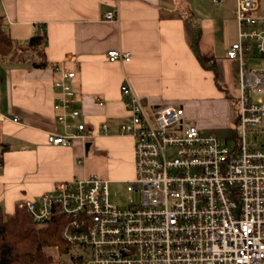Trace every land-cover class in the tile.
I'll return each mask as SVG.
<instances>
[{"label":"crops","instance_id":"0c3cea01","mask_svg":"<svg viewBox=\"0 0 264 264\" xmlns=\"http://www.w3.org/2000/svg\"><path fill=\"white\" fill-rule=\"evenodd\" d=\"M235 7L236 0H0L4 30L17 50L0 58V144L11 148L0 168L4 212L13 215L18 202L36 200L60 182L95 175L125 186L134 178L133 142L118 134L129 115L120 90L125 79L146 111L182 107L202 136L219 138L227 101L214 70L199 60L214 64L224 86L225 54L237 42ZM111 12L115 21L105 19ZM42 31L47 67L38 69L32 67L37 55L18 49ZM109 51L129 53L131 60L111 63ZM57 65L76 74L73 107L91 134L70 147L47 143L49 133L63 135L53 109ZM102 124L111 135L102 133Z\"/></svg>","mask_w":264,"mask_h":264},{"label":"built area","instance_id":"2783aa9c","mask_svg":"<svg viewBox=\"0 0 264 264\" xmlns=\"http://www.w3.org/2000/svg\"><path fill=\"white\" fill-rule=\"evenodd\" d=\"M219 4L223 0H210ZM107 21H115L114 12ZM237 42L225 54L238 65L236 137L231 147L185 124L182 107L145 110L128 81L121 96L129 113L118 134L133 142L134 178L127 203L109 200V182L95 175L60 182L36 200L18 202L34 224L60 222L69 246L61 264H264V10L260 0H236ZM109 62L129 53L109 51ZM260 61L259 68L251 63ZM53 109L70 147L91 134L73 107V71L53 67ZM99 103V106H102ZM19 123L18 118L12 120ZM111 135L106 124L100 127ZM72 130L74 132H72Z\"/></svg>","mask_w":264,"mask_h":264},{"label":"trees","instance_id":"16d2710c","mask_svg":"<svg viewBox=\"0 0 264 264\" xmlns=\"http://www.w3.org/2000/svg\"><path fill=\"white\" fill-rule=\"evenodd\" d=\"M5 18L0 16V58H9L17 50L12 37L4 30ZM46 35L42 31L29 39L26 47L18 52H33L38 57V62L32 67L42 69L47 67L44 47ZM203 67L204 62L200 61ZM214 70V68H213ZM214 80L218 90L224 91L219 84V77L214 70ZM1 81V68H0ZM8 144H0V168L3 166V156L10 151ZM57 247L60 254L67 253L69 246L61 238L60 222L53 220L44 225L34 224L26 211L15 209L12 216L6 217L0 207V264H55L56 258L51 255L50 248Z\"/></svg>","mask_w":264,"mask_h":264},{"label":"rangeland","instance_id":"374dc122","mask_svg":"<svg viewBox=\"0 0 264 264\" xmlns=\"http://www.w3.org/2000/svg\"><path fill=\"white\" fill-rule=\"evenodd\" d=\"M200 65H201V63H200ZM206 66H210L209 63H206ZM212 66H213L214 70L215 69L217 70V68L214 66V64ZM260 66H261L260 61H255L254 63H251V68H259ZM201 67H203V66L201 65ZM213 68L212 67H206V68L203 67V69L209 70L211 72L213 71ZM223 71H224L225 78L227 80H225L226 81L225 85L222 86L224 91L223 92L220 90H218V91L223 95V97L227 101L226 102L227 103V118L225 119L227 126L223 129L222 134L217 133L218 134L217 136L221 139H225V138L228 139L227 144L229 147H231L233 145V141L236 137L235 120H236L237 106H236L235 99L233 97H235V95H236V81H237V77H238L237 63H235L233 61H227V64H224V66H223ZM172 106L178 107L175 105H172ZM185 124L195 126L193 121H188L187 119H185ZM211 131L212 130H210L209 132H211ZM108 192H109V200L111 203H116L118 201H121L123 203H127L130 199V195L126 192L125 186L122 184H110L109 188H108ZM5 216L7 218L10 217V215H7L6 213H5ZM49 251H50L51 255L56 258L55 264H61L62 256L59 255L58 252H56L57 247L50 248Z\"/></svg>","mask_w":264,"mask_h":264},{"label":"water","instance_id":"95a60500","mask_svg":"<svg viewBox=\"0 0 264 264\" xmlns=\"http://www.w3.org/2000/svg\"><path fill=\"white\" fill-rule=\"evenodd\" d=\"M88 147H89V144L86 145V148H88Z\"/></svg>","mask_w":264,"mask_h":264}]
</instances>
